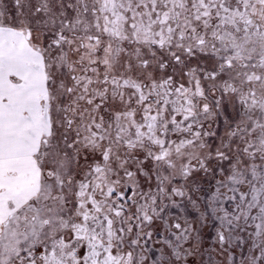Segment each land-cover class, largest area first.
Wrapping results in <instances>:
<instances>
[{"label": "snow or ice", "instance_id": "snow-or-ice-1", "mask_svg": "<svg viewBox=\"0 0 264 264\" xmlns=\"http://www.w3.org/2000/svg\"><path fill=\"white\" fill-rule=\"evenodd\" d=\"M0 264H264V0H0Z\"/></svg>", "mask_w": 264, "mask_h": 264}]
</instances>
